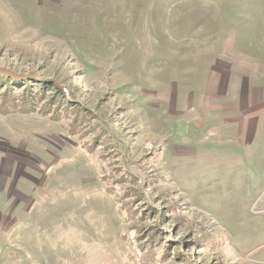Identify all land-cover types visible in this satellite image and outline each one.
<instances>
[{
    "label": "rangeland",
    "instance_id": "374dc122",
    "mask_svg": "<svg viewBox=\"0 0 264 264\" xmlns=\"http://www.w3.org/2000/svg\"><path fill=\"white\" fill-rule=\"evenodd\" d=\"M0 68L88 118L0 112V264H264V0H0Z\"/></svg>",
    "mask_w": 264,
    "mask_h": 264
},
{
    "label": "trees",
    "instance_id": "16d2710c",
    "mask_svg": "<svg viewBox=\"0 0 264 264\" xmlns=\"http://www.w3.org/2000/svg\"><path fill=\"white\" fill-rule=\"evenodd\" d=\"M48 89L47 84H39L34 81L18 83L0 77V112L3 114L15 112L29 114L39 111L42 115L55 121H60L65 115L75 114L76 116L67 131L83 138L84 134L76 129V125L88 118H77L80 110L74 108L62 92L48 94ZM51 89L53 90L52 87ZM156 237L157 235L151 234L150 238L141 244L144 253L140 258L141 264H152L159 261L155 257L159 242V238L156 239Z\"/></svg>",
    "mask_w": 264,
    "mask_h": 264
},
{
    "label": "water",
    "instance_id": "95a60500",
    "mask_svg": "<svg viewBox=\"0 0 264 264\" xmlns=\"http://www.w3.org/2000/svg\"><path fill=\"white\" fill-rule=\"evenodd\" d=\"M0 74L7 76L9 79L24 81L26 79H39V75L37 73H33L30 75L18 74L10 69L0 68ZM49 83H53L52 81H48Z\"/></svg>",
    "mask_w": 264,
    "mask_h": 264
}]
</instances>
